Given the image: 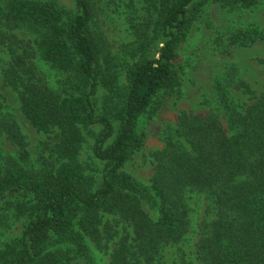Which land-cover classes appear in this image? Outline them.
Returning a JSON list of instances; mask_svg holds the SVG:
<instances>
[{"label":"trees","instance_id":"16d2710c","mask_svg":"<svg viewBox=\"0 0 264 264\" xmlns=\"http://www.w3.org/2000/svg\"><path fill=\"white\" fill-rule=\"evenodd\" d=\"M144 1L152 17L129 19L135 41L120 88L118 73L104 57L106 37L95 0H73L74 12L42 0H0V45L13 57L4 81L16 91L23 118L53 142L44 143L48 154L32 163L0 99V210L26 220L18 244L0 252V264L85 261L87 240L106 250L117 237L110 264H171L164 252L172 247H177L172 264H264V94L217 76L208 112L180 113L174 134L151 154L149 184L123 170L144 145L138 121L159 95L177 93L181 86L179 49L192 22L209 5L248 8L258 0ZM16 32L32 39L26 45ZM228 41L249 46L264 35L238 30ZM31 43L35 58L61 77L56 90L27 60L23 47ZM100 88L107 91L103 114L97 111ZM232 91L248 96V103ZM109 116L118 130L105 146L114 135ZM95 126L101 132L92 156L104 162L98 180L85 174L78 158ZM193 196L203 197L205 217L195 251L187 256L183 243L191 231ZM152 202L155 220L145 210Z\"/></svg>","mask_w":264,"mask_h":264},{"label":"rangeland","instance_id":"374dc122","mask_svg":"<svg viewBox=\"0 0 264 264\" xmlns=\"http://www.w3.org/2000/svg\"><path fill=\"white\" fill-rule=\"evenodd\" d=\"M52 2L64 9L74 12L73 0H42ZM98 22L101 23L106 37L105 60L110 63L113 72L118 73L116 85L121 88L123 83V69L130 61L128 50L132 48L135 36L132 34L129 19L140 23L144 18L152 17L151 10L147 11L144 0H95ZM256 29L264 35V0H258L248 8L228 9L220 5H209L196 20L192 22L186 41L179 49V59L182 67L181 86L177 93L159 95L151 105V110L137 123V130L143 133L144 145L132 161L124 165L123 170L135 180L149 184L152 174L151 154L164 148L165 139L174 134L177 128V118L182 112L203 116L211 108L214 100L213 84L217 76H228L231 80L243 81L248 84L256 95L264 94V41H256L249 46H235L228 39L234 32ZM18 40L27 45L31 40L28 33L16 32ZM29 52L27 60L31 59L35 71L53 90L58 88L61 77L49 66L35 58L33 43L23 47ZM23 49L19 52L22 53ZM12 55L7 45H0V99L8 113L16 121L21 134L27 143L30 161L35 163L41 154L47 155L44 143L47 140L43 131L32 127L21 115L20 104L16 91L4 81V70L8 67ZM230 86H233L231 84ZM235 98L248 103V96L232 91ZM107 91L100 88L97 94L98 114H103ZM114 125V135L105 146L113 141L118 123L113 116H109ZM93 132L86 138V143L80 151V163L88 177L96 180L101 176L104 162L92 156L91 145L100 136L101 128L95 126ZM5 151L11 150L4 144ZM4 205V204H3ZM190 208L191 231L186 235L183 251L187 256L195 251L198 240L199 224L205 217V203L202 196H193L188 202ZM2 207V206H1ZM146 212L154 220L157 217L155 203L145 206ZM109 218L104 219V222ZM26 224L24 218L13 212L0 210V252L7 245H17L22 230ZM116 240L108 244L106 250L87 240L90 257L73 259L69 264H110V253ZM177 247L165 249L164 256L168 263L177 260Z\"/></svg>","mask_w":264,"mask_h":264}]
</instances>
